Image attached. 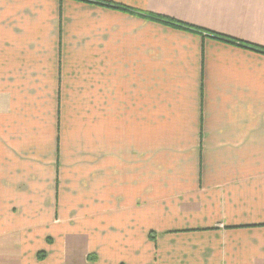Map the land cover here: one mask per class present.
<instances>
[{"label": "crops", "instance_id": "1", "mask_svg": "<svg viewBox=\"0 0 264 264\" xmlns=\"http://www.w3.org/2000/svg\"><path fill=\"white\" fill-rule=\"evenodd\" d=\"M100 1L0 0V264H264V0Z\"/></svg>", "mask_w": 264, "mask_h": 264}, {"label": "trees", "instance_id": "2", "mask_svg": "<svg viewBox=\"0 0 264 264\" xmlns=\"http://www.w3.org/2000/svg\"><path fill=\"white\" fill-rule=\"evenodd\" d=\"M78 1L91 3V4H95V5H100V6H103V7L113 8V9H117V10H127V8H125V7L121 6V5L108 4V3H105V2L100 1V0H78ZM131 12H133L135 14L137 13L135 11H131ZM137 14L140 15L141 17L147 19V20H152V21H155V22L163 23V24H171V25L178 26V27L180 26L176 22H173V21H171L169 19L160 17L158 15L145 14V13H141V12H138ZM212 37L217 39V40L233 43V39H231L229 37H225V36H221V35H212ZM243 46H246V45H243ZM249 48L252 49V50H257V48L254 47V46H250Z\"/></svg>", "mask_w": 264, "mask_h": 264}]
</instances>
